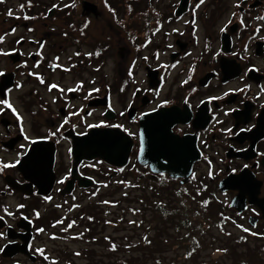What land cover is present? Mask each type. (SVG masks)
<instances>
[{
	"label": "flooded vegetation",
	"instance_id": "flooded-vegetation-1",
	"mask_svg": "<svg viewBox=\"0 0 264 264\" xmlns=\"http://www.w3.org/2000/svg\"><path fill=\"white\" fill-rule=\"evenodd\" d=\"M211 1L205 0V3L195 10V15L193 9L198 0L168 2L165 3L164 10L156 5L150 8L151 19L148 28L152 34L142 41L140 48V53L142 50H148V54L141 53V57L140 53L137 54L127 66L126 77L132 82L135 81L133 83L136 84L135 91H132L134 100L130 103L131 107L128 105L127 108L118 110L113 105V91L110 92L109 84L93 74L87 77L88 72L100 71L103 67L100 61L96 62L103 48L84 53L86 60L78 59L75 53L63 60L61 50L67 48V44L63 41V34L67 32L61 34L57 27L48 26L46 24L48 22L45 21L48 16L51 18L53 11L45 13L42 10H33L30 12L29 6L22 7L23 4H20L22 6L19 10H24L25 13L9 16L0 3V35L5 36L4 42L0 43V50L12 53L9 56H0V72L5 73L0 76V88L5 89L4 98L8 99L21 115L25 135L30 140H37L36 144H30L23 139L20 135L19 123L15 120L11 110L6 109L3 114H0V162L10 163L17 158L21 161L15 168L0 172V193L4 196L23 194L28 199L32 198L30 195H34L44 200L37 194L38 185L27 179L25 173L37 174L39 185L47 184L50 175L54 176L52 194L58 186L57 180L65 176L71 177L75 161L74 143L95 130L86 128V124L102 121L109 124H121L123 127L119 129L107 127L99 129L122 130L125 134L127 132L124 129H127L138 134L144 118H141V113H154L153 109L166 100L168 104L157 111L171 108L181 114L184 121L174 123L171 126V132L178 138L188 137L193 141V149L187 144L183 146L182 152L186 157H190L193 152L198 155L191 165L188 178H179L178 183H185L194 172L197 177L192 181L204 186H210L209 183H212L216 191L226 197L225 200L229 206L231 200L239 196L241 199L239 207L243 206V208L239 212L236 208L230 207L234 219L258 233L257 237L264 236V155H261L264 154V94L258 96L259 87L264 85V21L257 19V17L264 16V0H236L227 16H219L216 14L217 11L210 10L208 5ZM236 4H240V7H235ZM120 5L122 4L111 2L108 8L113 12L109 13L115 14L116 7ZM207 6L208 8L205 9ZM6 11L8 12L7 9ZM67 13L68 11L62 16L68 17ZM81 13L83 16L87 15V19L90 16L101 17L97 8L93 9V7L86 10L81 9ZM232 13L236 15L232 16ZM116 14L120 21L125 20V15L120 17L118 12ZM24 16L32 17V19L25 20ZM229 19L232 23L228 25L225 32H221L220 28ZM241 19L243 24L240 22ZM192 20H195V25L190 23ZM84 21L82 19L78 28H82L88 22ZM29 28L34 31L29 32ZM12 29L16 30L14 35H5V33H11ZM162 29L165 40L163 42L153 41V32L157 33ZM173 29H179V33L183 35L173 32ZM257 29L260 31L257 32ZM49 32H54V34H49ZM141 33H146V30ZM139 35L138 39H141L143 34ZM21 37H23L22 42L17 44L16 41ZM129 37L131 40L135 38L132 34ZM169 44L172 45L171 48L168 47ZM38 51L41 53L40 56L35 55ZM157 52L160 54L158 60L154 57V53ZM87 53L92 55L89 56ZM144 56L148 57L147 61L143 60ZM56 57H59L58 61ZM136 60L142 64L138 70L137 64L133 66V61L136 63ZM85 63H88L87 65L92 70L83 69L81 66ZM25 64L27 67L24 66ZM36 64L39 67H34ZM174 64L176 66L171 67ZM163 65L168 67H162ZM253 68L257 70L249 71ZM129 69L132 72L131 76L128 75ZM77 72L80 73L79 78H77ZM138 72L143 75L142 77L140 74L141 81L135 79V75H139ZM172 73H175L174 78H180L179 86L182 89L175 90L173 93L176 95L175 98L172 96L165 99L160 98V90ZM36 74L44 79V84L39 83ZM68 74H72L73 78L69 80ZM189 77H191L190 80ZM185 80H188V83H183ZM17 83L22 85L20 89H16ZM53 83L65 91L59 92L53 89L49 92L48 85ZM78 83L83 84L81 89L74 92L67 91L69 88H75ZM245 85H250V89L245 92L235 91ZM93 88L99 91L93 92L92 96L85 100L84 97ZM8 89L12 91L9 93ZM193 89L196 91L193 92ZM19 92L23 93V109L30 111L28 113L32 115L40 111L42 119L45 118L40 125L34 121L32 128L30 127L35 131L33 135L26 130V112L15 102L16 95L21 97ZM119 92L122 94L120 89ZM150 92L153 93V97L150 96ZM225 92L229 95L224 96ZM214 96L222 97V99L210 101L209 98ZM37 99L41 103H38ZM53 99L55 103L52 102ZM186 99L187 104H185ZM202 100L205 103L201 104ZM109 104L114 111L109 110ZM0 108H3V105H0ZM81 108L83 111L79 116H71L69 123L64 125L57 136H49V133L54 132L66 116H70L71 112ZM230 109L235 111H229ZM120 112H124L125 115L120 116ZM226 112L227 115H225ZM228 129H231V132H228ZM241 129L251 130L241 131ZM81 132H85L86 135H80ZM129 138L132 140L131 153L133 149H137V154L131 155L130 153L128 164L124 169L136 165L139 168H145L148 174H152L149 166H142L138 162V136L133 135ZM20 144H25V148L21 149ZM37 144L39 148L32 164L21 167L25 157ZM62 144H66L67 153H69V148L72 149L69 153L72 168L68 165L60 173L58 156L59 147ZM51 149H53V160L48 177L45 173L46 162L44 161L48 158ZM80 164H82L80 168L86 167V170L92 168L88 166L91 165L90 162L82 161ZM202 165L205 166L204 173L202 167V171L199 170ZM245 165L248 167L245 168ZM80 171L85 172V170ZM210 171L212 175H209ZM225 178H230V182L229 188L223 191L219 188V183ZM2 204L3 201L0 207ZM4 209L9 211V205H2L0 210L4 214L5 223L8 224V216ZM253 224L256 225L255 228H252ZM7 242L8 240L1 247ZM29 252L35 255V262L21 253L11 258H3L1 255L0 257L4 264L42 263L38 254L30 249V244ZM20 257L25 261H22Z\"/></svg>",
	"mask_w": 264,
	"mask_h": 264
},
{
	"label": "rangeland",
	"instance_id": "rangeland-1",
	"mask_svg": "<svg viewBox=\"0 0 264 264\" xmlns=\"http://www.w3.org/2000/svg\"><path fill=\"white\" fill-rule=\"evenodd\" d=\"M82 1L83 0H31V4L29 5L28 0H4L1 5H3L6 13L11 11L12 15H22L25 13L24 10H19L22 6L20 4H23V7H32L30 12L33 10H42L46 13L48 10L53 9L52 15L50 16L51 18L48 16L45 18V21L48 22L46 23L48 26L57 27L61 31V34L65 31L67 32L66 36L63 34V41L67 44V48L61 50V57L63 60H65L68 55H74V53L77 52L80 53L79 56L75 55L78 59L84 58L86 60L87 58L83 56L84 53L94 52V49L103 48V52L99 54L98 60L96 61H100L103 67L100 71L88 72L87 77L91 74L101 77L104 82L109 84L110 92L113 91L112 99L116 110L127 108L134 100L133 92L135 91L136 85L132 80L126 77L127 66L132 58L140 53L142 41L152 34L148 28L151 19L150 8L156 5L159 9L161 8L164 10L166 7L165 3L174 2L175 0H108L112 3L122 4L116 7V12L113 15L109 13L113 11L111 9L109 10L108 7L106 8L105 0H88L95 6V9L97 8L101 16L98 18L90 16L89 18H92L91 20L86 18L87 15L83 16L81 13ZM235 1L236 0H212L208 6L210 10L214 12L217 11V15L227 16L233 9L232 4ZM68 2H72V4L74 2L75 7L70 6L64 8L63 5ZM53 5H57V7L53 8ZM208 6L205 7V9L208 8ZM66 11H68V17H63L62 14ZM117 12L120 17L125 15V20L120 21L117 18ZM5 16L9 17L8 15ZM82 19L88 21L87 28H84V26L78 28ZM210 28L212 29V27ZM81 29H83V34H81ZM145 30L146 33H141ZM163 33V29L158 31L153 35L152 40L163 42L165 40ZM49 34L53 35L54 32H49ZM131 34L132 37H135L132 38V40L129 39V35ZM139 34H143L141 39H138V37H140ZM203 36L204 35H202V37ZM141 53L148 54V50H142ZM141 53L139 55L140 57L142 56ZM87 62L89 63V61ZM87 64L85 63L81 67L89 71L91 68ZM135 64H137V70L142 67L140 61L137 62L136 60ZM140 74L141 73H139L138 76L135 75L136 81L137 79L141 81L143 75L141 74V77ZM197 74L199 75V71ZM76 75L77 78L80 77L79 72H77ZM84 75H86V73H84ZM174 77L175 73H172L166 81V84L161 88L159 93L160 98L165 99L171 96L175 98L176 95H173L175 90L180 91L182 89V87L179 86L180 78L176 79ZM67 78L70 80L73 78V75L68 74ZM122 88L124 89L123 91H121ZM119 89L122 94L119 92ZM19 93H21V97L16 95L15 102L24 110L22 104L24 100L23 93ZM150 96L153 97L152 92H150ZM38 100L39 99H37V102L41 103ZM40 109L43 110V108ZM48 111L47 109V112ZM25 112L26 130L30 135H33L32 133H35V131L33 129L31 130L30 127L32 128L34 121L40 125L41 122L45 121V118L42 119L40 111L35 112L33 115L28 113L30 111ZM96 118L97 117H95V119ZM65 147L66 144H62L59 147L58 160L60 163V173L64 171L68 165L72 168L71 158ZM133 154H137V149L132 150L131 155ZM8 156L12 157L11 155H7V157ZM95 160L101 161L100 159ZM96 165L97 167L94 170L91 168L83 172L87 174L86 177L75 173V175L68 178L64 184L58 185L52 193L53 199L50 202L38 199V197L34 195H30L32 198L28 199V197L23 194H7V196H4V194L0 193V203L3 201L2 205L8 204L10 208L9 211L14 214L13 216H8V224L14 226L17 222L21 223V220L18 219L22 214H26L28 218L33 219V249L35 246H42L43 249H45V254L54 257L58 264H117L114 263L116 259H126L129 264H157V262H159V264H264V236H253L237 228L236 224H241L247 228L248 226L234 219V215L229 210V205L225 200L226 197L218 193L214 185L209 183L208 180L205 181L208 182L210 186H208L207 189L203 186L202 189L206 190L205 193H207V191L211 192L217 198L218 203L223 208V216L229 217L232 215L234 220H222L221 217L219 223L215 222L213 224L211 223L212 225L209 227L206 226L209 233L207 237L205 236L204 238L206 240L205 245H203L204 247L197 248L190 257H187V250L185 247L178 248L162 244V246L156 248H141L138 242L142 241V239L144 240V237L149 239L156 234V230L152 227H155L157 222L149 223L151 216L148 213L145 216V221L150 225V230L145 231L137 225L130 224L129 221L135 218V214L128 210L122 222L117 226L100 220L97 226L94 227L93 224L91 225L92 231H86L88 228L84 225L80 213L82 207L88 205L89 202L93 205L84 208H95L94 213L96 216L100 218L105 217L107 218L106 221L112 217L118 220L116 214L120 213L121 209H128L130 206L136 207L138 205L134 198L136 193H139L137 185L133 187L128 186L129 184H124V186L121 184H113L115 179H118L119 173V178L125 177L126 182L130 180L132 183V178H136L135 182H142L144 180L145 186H147V179L148 176H150L148 172L145 171V168H139L136 165L123 173L110 171V169H112L110 168L111 166L105 163L104 165L103 163ZM201 167L204 169L203 171ZM199 170L204 173L205 166H200ZM91 175L94 177L96 183L86 181L87 176L88 178H92ZM191 177L185 183L179 184L178 181L173 180L174 182L172 184L175 188L179 186L188 188L190 181H192ZM195 177H197V175H195ZM110 179H112V184L109 183ZM106 183L110 185L107 184L108 186L104 187ZM100 184L103 186L97 189ZM88 185L90 186L87 187ZM125 192L127 195H124ZM92 195L93 200L89 199ZM103 199L109 200L111 203L104 204L102 203ZM19 204H24L25 208L18 210L17 205ZM57 205H60V207H57ZM74 205H78V207H74ZM106 206L109 207V213L104 211ZM36 212H39V214L41 213V217H38V220H36ZM3 215V212L0 211V216ZM52 216H54V218H51ZM60 219L64 220V224L52 227V225ZM73 220L76 222L75 226L69 229L68 232L62 231L67 223ZM232 221H235V224ZM35 223H37V225H35ZM221 224L223 226V231L218 227V225ZM36 226H43L45 231L36 234ZM142 226L144 228L146 224ZM0 228H2V226ZM143 231L146 233L144 234ZM81 233H83L81 239L72 238ZM166 233H168V231L163 232L161 237L168 238ZM171 233L172 232L169 230V234ZM228 233H231V235H228ZM53 236L57 238L52 239L51 237ZM105 236H108L109 240H106ZM95 237L97 238L95 239ZM241 237H245V240H241ZM4 242V239L0 238V246ZM130 242L138 244L136 250L128 247ZM113 244L118 246H116L115 251H110ZM218 249L221 251H217ZM223 249H227V252L222 251ZM13 251V248L9 249V253H13ZM75 252H80L81 255L77 257L74 255ZM160 253L163 257L162 262L157 259ZM19 254L20 253H14L11 256L16 257L19 256ZM20 258L22 261H25L22 257ZM43 260L41 264H52L49 260H47L48 262H44ZM35 261L36 260L33 259V262ZM29 263L30 262L27 264ZM0 264H4L1 257Z\"/></svg>",
	"mask_w": 264,
	"mask_h": 264
},
{
	"label": "trees",
	"instance_id": "trees-1",
	"mask_svg": "<svg viewBox=\"0 0 264 264\" xmlns=\"http://www.w3.org/2000/svg\"><path fill=\"white\" fill-rule=\"evenodd\" d=\"M166 177L167 179L161 182L159 176H148L147 186L144 185V180L140 181L142 190L134 197L138 205L136 207L129 205L128 209H121L120 213L116 214L118 220L112 217L108 221L117 226L122 222L128 210H130L135 214V218L131 220L136 221L134 225L146 231L150 230V225L145 221V216L148 213L151 216L149 223L157 222L156 226L152 227L156 230V234L154 237L148 239L151 243L143 239L138 242L142 249L145 247L156 248L162 246V244H166L178 248L185 247L188 253L193 249L196 250L197 248L204 247L203 245H205L206 241L204 238L209 233L206 226L209 227L215 222H220L219 219L221 218V214H223L222 206L211 192L207 191L205 193L206 190L202 189L203 187L201 189L198 188L201 190V194L197 196L196 192L198 189L195 190L194 187L185 188V186L175 188L172 184L174 181L168 176ZM185 189L187 190V194L184 192ZM205 189L207 188L205 187ZM178 192L180 195H177ZM193 196L196 197L195 200L192 199ZM203 201H208L207 206H204ZM91 208L83 209L80 213L88 231L93 230L91 228L92 224L95 227L100 220L104 222L107 220L105 217L100 218L96 216L94 213L95 208ZM137 209L139 211H136ZM108 210L109 207L106 206L104 211L109 213ZM89 217L92 219H89ZM143 224H146V227L143 228ZM169 230L172 232L171 234H169ZM145 231H143L144 234L146 233ZM167 231L166 235H168V238H162L163 232ZM129 244L131 245L130 248L137 249V243L130 242ZM157 259L162 262L163 257L161 253ZM114 263L129 264L126 259H116Z\"/></svg>",
	"mask_w": 264,
	"mask_h": 264
},
{
	"label": "water",
	"instance_id": "water-1",
	"mask_svg": "<svg viewBox=\"0 0 264 264\" xmlns=\"http://www.w3.org/2000/svg\"><path fill=\"white\" fill-rule=\"evenodd\" d=\"M171 117V115H173ZM184 121L181 114L173 109H163L144 117L141 121L140 132L144 134V152L138 154V162L143 166H149L153 173H167L172 178H186L190 172L192 163L197 159V153L193 152L190 157L184 155L183 146L189 145L193 149V141L187 138H178L171 132V126L176 122ZM75 163L83 158L92 159L100 157L104 161L116 165L124 166L132 146L130 138L116 129L93 130L89 135L80 138L74 143ZM34 148L23 160L22 166H30L34 160ZM53 160V149L49 153L45 167V173L49 177L50 167ZM25 177L38 185V176L35 173L27 174ZM52 176L50 175L49 179ZM230 178L223 179L219 187L221 190L229 188ZM41 190V194L48 192ZM241 199L235 197L231 206L241 211L243 206L239 207ZM23 244L17 247L13 253L24 251L26 243L29 240V234H24ZM9 249V248H7ZM9 250H6L8 252ZM9 253V254H13Z\"/></svg>",
	"mask_w": 264,
	"mask_h": 264
},
{
	"label": "snow or ice",
	"instance_id": "snow-or-ice-1",
	"mask_svg": "<svg viewBox=\"0 0 264 264\" xmlns=\"http://www.w3.org/2000/svg\"><path fill=\"white\" fill-rule=\"evenodd\" d=\"M3 2H4V0H0V3H3ZM28 3H29V5H30V4H31V0H28ZM204 3H205V0H198V3H196L195 8L193 9V14H194V15H195V10H196V9H199V8L201 7V5H203ZM22 7H23V6H22ZM55 7H57V5H53V8H55ZM65 7H68V5H65ZM71 7H75V4H72ZM235 7L239 8V7H240V4H236ZM8 15H9V16L12 15L11 11L8 12ZM235 15H236L235 13H232V16H235ZM17 19H20V17H17ZM23 19H25V20H27V19H32V17L24 16ZM257 19H258V20H262V21H264V16L257 17ZM240 22H241V24H243V20H242V19H241ZM186 23H189V22L186 21ZM190 23H192L193 25H195V20L190 21ZM231 23H232V20L229 19V20L227 21V23H226L223 27L220 28V31H221V32H225L226 29H227V27H228V25L231 24ZM87 26H88V22L85 23L84 28H87ZM15 31H16L15 29H12V30H11V33H5V35H10V34L14 35V34H15ZM28 31H29V32H32V31H34V29L29 28ZM256 31L259 32L260 29H257ZM173 32H177V33H179V29H173ZM81 34H83V29H81ZM153 34H155V33H153ZM179 34H180V35H183V33H179ZM66 35H67V33H65V36H66ZM4 39H5V36H4V35H0V43H3V42H4ZM22 40H23V37H21L20 39H18V40L16 41V43H17V44H20V43L22 42ZM150 42H151V41H149V43H150ZM142 46H143V45H142ZM41 47H43V45H41ZM168 47L171 48L172 45L169 44ZM245 50H247V49L245 48ZM10 54H12V53H10V52H8V51L0 50V56H9ZM21 55H22V53H21ZM30 55H31V54H30ZM35 55L40 56L41 53L38 51ZM75 55L79 56L80 53L77 52V53H75ZM87 55L91 56L92 54H91V53H87ZM159 55H160V54H159L158 52H157V53H154V57H155L157 60L159 59ZM189 55H190V54H189ZM233 55H236V54L233 53ZM55 59L58 61V60H59V57H56ZM143 60H144V61H147V60H148V57H147V56H144V57H143ZM134 65H135V61H133V66H134ZM19 66H20V65H18V67H19ZM24 66L27 67V64H25ZM57 66H59V65H57ZM175 66H176L175 64H174V65H171V67H175ZM34 67H39V65L36 64V65H34ZM162 67H168V66H167V65H163ZM64 70H65V71H68L69 69H64ZM193 70H194V69H193ZM256 70H257V69H254V68H253V69H249V71H256ZM3 75H5V73L0 72V76H3ZM29 75H33V73H29ZM128 75H129V76L132 75L131 70H129ZM36 78L39 80V83H40V84H44V83H45L44 79H43L41 76H39L38 74H36ZM190 79H191V77H189V80H190ZM133 82H135V81H133ZM93 83H94V81H93ZM183 83H185V84L188 83V80H185ZM15 87H16V89H20V88L22 87V85L19 84V83H17ZM82 87H83V84H82V83H78V84L76 85L75 88H69V89H67V91H69V92H74V91H77L78 89H81ZM250 87H251L250 85H245L243 88L236 89L235 91L245 92V91L249 90ZM53 89H57L59 92H64V91H65V89L60 88L59 85H57V84H55V83L48 85V91H49V92H51ZM123 90H124V89L122 88L121 91H123ZM7 91L10 93V92L12 91V89H8ZM98 91H99V89L93 88L92 90H90V91L88 92V94L84 97V99H85V100L89 99V98L92 96V93H93V92H98ZM137 91H139V89H138ZM192 91L194 92V91H196V90L193 89ZM4 94H5V89L0 88V105H3V108H0V114H3L4 110H6V109H7V110H11V113H12V115L15 117V120L19 123V126H20V135L23 137V139H24L25 141H28L30 144H36V143H37V140H30L29 137H28L27 135H25V133H24V128H23V119H22L21 115L19 114V112L17 111V109L12 105V103H10V101H9L8 99H5V98H4ZM259 94H264V85H261V86L259 87V93H258V96H259ZM227 95H229V93H228V92H225V93H224V96H227ZM218 99H222V97L214 96V97H210V98H209L210 101H211V100H218ZM52 102L55 103V102H56L55 99H53ZM187 103H188V100L186 99V100H185V104H187ZM200 103L203 104V103H205V101L202 100ZM167 104H168V101L165 100V101L161 102L160 104H158L157 107L153 109V111L155 112V111H157L159 108L165 107ZM108 107H109V110L114 111V109L112 108L111 104H109ZM129 107H131V105H129ZM45 110H46V109H45ZM82 111H83V109L81 108V109H79V110H77V111H73V112H71V113H70V116H66V117L64 118L63 122H62V123L56 128V130H55L54 132H50V133H49V136H57V134L61 132V129L64 127V125H67V124L69 123V121H70V117H71V116H79L80 112H82ZM229 111H235V110H234V109H230ZM227 114H228V113L226 112L225 115H227ZM88 115H91V113H88ZM119 115H120V116H124L125 113H124V112H120ZM148 115H150V113H147V112H145V113H141V118H143V117H145V116H148ZM217 123H220V121H217ZM85 126H86V128H88V129H99V128H105V127H107V128H117V129H119V128H122V127H123V125H121V124H109V123H104L103 121L100 122V123H95V124H86ZM73 127H75V125H73ZM124 130L127 132V134H128L129 136H133V135H137V136H138V139H139V148H138V152H139V154H143V152H144V147H145V144H144V134H143V132H140V133H138V134H134L133 132L128 131L127 129H124ZM250 130H251V129H241V131H250ZM227 131H228V132H231V129H228ZM79 134H80V135H86L85 132H81V133H79ZM20 148H21V149H24V148H25V144H20ZM68 151H69V153H71V152H72V149L69 148ZM261 155H264V154H261ZM20 163H21V161H20L19 158L15 159L14 162H10V163L0 162V172H3V171L6 170V169L15 168V167H16L17 165H19ZM101 163H103V161H96V164H101ZM129 163H131V161H130ZM210 163H211V162L209 161V164H210ZM88 166H89V167H95L96 165L93 164V165H88ZM244 167L247 168L248 165H245ZM70 171H71V170H69V172H70ZM110 171L123 172V171H124V168L110 169ZM233 171H235V170H233ZM209 175H212L211 171L209 172ZM159 178H160V181H161V182H162L163 180L167 179V177L165 176V174H164L163 172H159ZM195 178H196V177H195V173L193 172L191 179L194 180ZM66 179H68L67 176H65V177L62 178V179L57 180L56 183H57L58 185H60V184H64ZM116 182H117V183H121V184H127L126 181H116ZM107 186H108L107 184L104 185V187H107ZM128 186H133V187H135V185H128ZM57 190H58V189H57ZM184 192H185V194H187V190H186V189L184 190ZM94 194H95V193H94ZM200 194H201V190L198 189L197 192H196V195L199 196ZM124 195H127V193L125 192ZM177 195H180V193L178 192ZM44 199H45L46 201H49V202H50L53 198H52V196H45ZM192 199L195 200L196 197L193 196ZM102 203H104V204H108V203H110V202L107 201V200H105V201H103ZM202 203L204 204V206H207L208 201H203ZM57 207H60V205H57ZM74 207H78V205H74ZM23 208H25V205H24V204H19V205H17V209H18V210L23 209ZM136 211H139V210L137 209ZM253 211H254V210H253ZM4 212H5V214H6L7 216H13V215H14L12 212L8 211L7 209H4ZM35 214H36L37 217H39V212H36ZM197 215H199V213H197ZM221 217H222V220H229V219H230L229 217H225V216H223V214H221ZM25 219H27V217H25ZM89 219H92V218L89 217ZM3 220H4V216H0V221H3ZM29 222L31 223V221H29ZM232 222L235 224V221H232ZM75 223H76V222H75L74 220L71 221V222H69V223H67L66 227H64V228L62 229V231H64V232H68L69 229H72V228L75 226ZM106 223H111V222H110V221H106ZM129 223H130V224H135L136 221H129ZM60 224H64V220H63V219L57 220V221L52 225V227H56L57 225H60ZM9 227H10V226H9ZM218 227H220L221 231H223V226H222V224H221V225H218ZM236 227L239 228L241 231H243V232H245V233H248V234H250V235H253V236H257V235H259L258 233L251 231L249 228L244 227V226L241 225V224H236ZM255 227H256V225L253 224V225H252V228H255ZM37 231L40 232V233H43L45 230H44L43 228H39V229H37ZM86 231H88V230L86 229ZM228 235H231V233H228ZM82 237H83V233H81V234L78 235V236L72 237V238H73V239H81ZM0 238H4V233H0ZM51 238H52V239H56L57 237L53 236V237H51ZM105 239L107 240V239H109V238H108V237H105ZM240 239H241V240H245V237H241ZM144 240H145L146 242H148V243H151L150 241H148V238H147V237H144ZM128 247H131V245H128ZM115 250H116V246H115V244H113L112 247L110 248V251H115ZM0 251H3V249L0 248ZM34 251H35L39 256H41L45 261L49 260V257H48L47 255H45V249H43V248H36ZM194 251H195V249H193L191 252H188V253H187V257H190V256L193 254ZM217 251H221V250L218 249ZM222 251L227 252V249H223ZM74 255L77 256V257H79V256L81 255V253H80V252H75ZM187 257H186V258H187ZM52 264H58V262L55 261V260H53V261H52ZM157 264H159V262H157Z\"/></svg>",
	"mask_w": 264,
	"mask_h": 264
}]
</instances>
